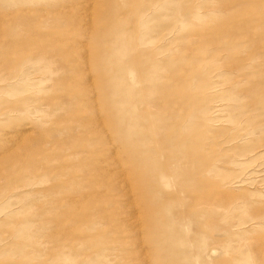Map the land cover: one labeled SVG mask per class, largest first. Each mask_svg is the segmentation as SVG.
Segmentation results:
<instances>
[{"label": "rangeland", "instance_id": "374dc122", "mask_svg": "<svg viewBox=\"0 0 264 264\" xmlns=\"http://www.w3.org/2000/svg\"><path fill=\"white\" fill-rule=\"evenodd\" d=\"M0 264H264V0H0Z\"/></svg>", "mask_w": 264, "mask_h": 264}]
</instances>
